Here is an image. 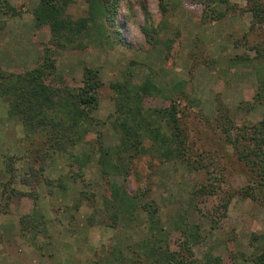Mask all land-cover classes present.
Wrapping results in <instances>:
<instances>
[{
  "label": "rangeland",
  "instance_id": "obj_1",
  "mask_svg": "<svg viewBox=\"0 0 264 264\" xmlns=\"http://www.w3.org/2000/svg\"><path fill=\"white\" fill-rule=\"evenodd\" d=\"M230 2L218 6L223 17L204 19L198 0H121L107 20L109 36L89 25L86 35L60 47L51 41L50 25L35 20L39 0H0L1 71L52 62L53 85H82L86 67H98L102 79L98 105L87 111L93 129L75 148H51L45 160L43 138L26 137L22 114L10 115L0 97V264H132L139 243L160 233L196 264H207L208 252L218 264H257L253 259L264 250V198L239 192L250 172L216 118L220 105L230 108L238 128L263 118L264 100L255 97L258 70L264 73V21L253 17L248 0ZM66 12L84 17L88 3L71 0ZM151 25L156 31L148 36ZM147 79L163 93L143 96L142 105L175 104L185 155L133 153L126 189L147 206L113 217L109 179L98 161L100 144L120 142L111 84L134 87ZM150 143L143 144L149 149ZM85 153L90 158L81 165Z\"/></svg>",
  "mask_w": 264,
  "mask_h": 264
},
{
  "label": "trees",
  "instance_id": "obj_2",
  "mask_svg": "<svg viewBox=\"0 0 264 264\" xmlns=\"http://www.w3.org/2000/svg\"><path fill=\"white\" fill-rule=\"evenodd\" d=\"M86 1L89 14L74 19L66 12L71 0H39L33 10L35 20L38 25H50L51 41L60 47L64 46L65 42L72 43L86 35L89 25L98 26L100 34L109 36L107 20L118 12L121 0ZM198 1L203 6L204 19L223 17L225 11L219 10L218 6L229 7L232 4L230 0ZM248 1L253 17L264 21L262 0ZM161 6L165 9L163 3ZM146 14H149L147 8ZM155 31L153 25L146 27L148 36ZM51 67H54V64L49 62L19 73L0 70V97L8 101L10 115L22 114L26 137L33 139L37 134L43 138L44 147L40 154L43 160L48 157L51 148L60 151L68 146L75 148L88 135L90 129H93L94 119L87 111L88 108H96L98 105L99 88L102 85L98 67H86L83 83L78 87L53 85L49 81L52 75ZM260 72L261 70H258V90L255 100L262 104L264 73ZM111 86L116 92V127L120 142L115 147L100 144L98 161L101 172L109 179L108 202L116 210L113 217L121 213L127 218L147 206L141 203L142 195L131 194L126 189L124 173L128 172L127 162L130 157L133 153L142 154L149 150L165 159L182 160L185 155L186 136L180 126L179 111L175 104L155 108H146L142 105L143 96L163 93V90L151 80L147 79L134 87L120 81L113 82ZM164 119L167 130L162 124ZM216 119L225 140L235 150L239 159L247 165L250 172L248 176L250 183L242 187L239 192L251 199L262 200L264 198V114L258 122L243 124L238 128L230 108L220 105ZM146 139L151 142L149 149L143 144ZM88 158H90L89 154L85 153L80 158L81 165L88 161ZM32 174L31 177L37 176L35 172ZM119 175H123L124 178L118 180ZM203 190L205 194L209 192L205 188ZM150 220L154 221V217H150ZM153 228L162 232L161 227ZM160 234L157 235L159 239L153 240L150 236L139 243L138 255L132 264L197 263L188 255L184 256L172 249L167 241H161ZM153 235L155 233L152 237ZM262 236L264 237V233ZM131 252L135 253L136 248ZM205 257L207 264H218V260L211 253L208 252ZM253 260L257 264H264V250Z\"/></svg>",
  "mask_w": 264,
  "mask_h": 264
}]
</instances>
